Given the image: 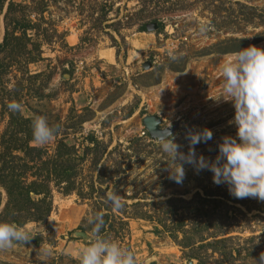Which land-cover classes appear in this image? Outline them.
Masks as SVG:
<instances>
[{"label": "rangeland", "instance_id": "obj_1", "mask_svg": "<svg viewBox=\"0 0 264 264\" xmlns=\"http://www.w3.org/2000/svg\"><path fill=\"white\" fill-rule=\"evenodd\" d=\"M106 1L112 10L103 17L99 8ZM140 1L62 0L58 5L50 4L46 15L65 37L55 36L51 44H44V60L29 65L31 74H51L44 90L49 96L42 100L24 97L22 113L31 116L38 109L50 122L59 117L61 133L80 151L88 145L90 135L109 144L108 150L119 143L125 150L133 138L141 137L143 140L135 144L140 154L124 164L131 165L125 190L137 195L128 203L145 195L147 201L172 196L190 199L204 189L229 194L226 184L213 182V173L207 169L197 172L190 164H184L182 183L170 180L168 169L175 165L158 141L148 135L143 120L147 115L159 116L161 128L171 129L179 151L185 154L189 151L186 134L210 129L212 139L195 145L194 150L197 156L214 160L222 137H234L237 131L229 123L235 113L232 102L219 98L223 86L220 66L236 52L221 53L214 45H233L229 40L245 38L251 43L259 40L249 46L264 48V0H149L152 15L147 22L158 23L154 31L138 29L143 20L136 16L142 7ZM130 17L134 19L128 20ZM96 21L101 25L95 26ZM201 23L207 27L203 34L199 32ZM3 26L4 14L0 16V38L4 37ZM104 51L112 53L113 61L103 55ZM169 51L176 55L175 60ZM16 75L14 69L8 73L9 88ZM34 80L38 86L46 78ZM76 113L88 120L73 126ZM8 119L0 105V133ZM63 134L46 145L31 144L53 153ZM0 193L1 212L7 201L1 186ZM230 203L239 208L235 210L233 234L244 239L256 237L240 241L252 248L255 256L241 257L235 264H256L264 252V201L245 198ZM88 210V204L76 194L55 190L49 223L30 222L23 227L32 239L41 235L43 240L0 250V264H79L81 250L91 242V235L83 236L78 229ZM130 227L138 264H191L168 234L155 232L154 223L132 219Z\"/></svg>", "mask_w": 264, "mask_h": 264}, {"label": "trees", "instance_id": "obj_2", "mask_svg": "<svg viewBox=\"0 0 264 264\" xmlns=\"http://www.w3.org/2000/svg\"><path fill=\"white\" fill-rule=\"evenodd\" d=\"M62 0H0V16L4 14L5 33L0 43V105L2 112L8 114V123L0 133V186L7 194V201L0 212V221L14 222L24 227L30 222L48 224L54 208V191L64 195L76 194L78 199L87 203L89 210L83 218L79 230L91 233L86 217L95 212L104 213V226L100 235L117 242L131 250L132 219H144L154 223L156 233H166L181 247L183 257L196 264H235L241 257H252L255 253L240 241H254L255 236L242 238L234 235L235 210L231 204L236 199L230 194L218 193L213 189L197 191L190 199L172 196L158 201H147V195L137 201L136 193L129 195L125 188L129 173L124 164L139 153L135 145L143 140L135 137L126 149L119 143L111 150L109 144L95 136H89L88 145L80 149L69 144L65 134L61 133L62 121L59 117L50 122L39 110L31 116L21 112L13 113L7 108L10 102L22 105L24 97L42 100L51 74L40 72L31 74L30 64L44 60L43 45L51 44L53 38L65 37L50 17V4L58 5ZM142 7L136 12L143 20L139 31H147L150 15L149 0L140 1ZM107 1L99 8L103 17L112 10ZM133 17L128 20H133ZM96 21L95 26H100ZM129 21H127V24ZM118 24H122L119 21ZM118 30V29H117ZM1 35V29H0ZM261 40V39H260ZM259 40L253 41L256 43ZM233 45L215 47L221 53L238 52L252 43L245 38L229 40ZM226 44V43H225ZM16 70L18 75L12 88L8 87V73ZM46 78L36 86L33 79ZM44 117L50 126L57 129V135L63 134L53 153L45 147L32 145L31 122L35 117ZM77 121L72 125H82L88 118L76 113ZM150 136V134L148 133ZM151 137V136H150ZM105 159V160H103ZM113 192L122 198L124 207L113 211L106 202V193ZM1 194V193H0ZM1 205V200H0ZM74 232V231H73ZM43 236L38 235L30 242L39 243ZM135 254V253H134ZM137 262V259H136ZM138 264V263H137Z\"/></svg>", "mask_w": 264, "mask_h": 264}, {"label": "clouds", "instance_id": "obj_3", "mask_svg": "<svg viewBox=\"0 0 264 264\" xmlns=\"http://www.w3.org/2000/svg\"><path fill=\"white\" fill-rule=\"evenodd\" d=\"M206 25H199L201 34ZM173 60L176 55L169 51ZM223 86L219 98L232 102L234 118L229 123L236 126V135L224 136L218 144L214 160L197 156L194 146L212 139L210 129L189 131L185 139L189 143L187 154L179 151L175 136L163 128L154 136L161 151L174 163L169 166V179L177 184L183 182L184 164L195 167L197 172L207 169L213 173V182L226 184L231 196L236 199L255 198L264 201V48L249 46L233 53L220 66ZM218 98V99H219ZM10 112L22 111V105L13 101L7 105ZM32 142L37 145L50 143L57 135V129L50 126L44 117H35L31 122ZM106 202L113 211L124 207L122 198L106 193ZM104 213L95 212L86 217L91 226V242L81 250L79 264H137L135 254L117 242L100 235L104 226ZM32 238L23 227L14 222L0 221V250H7L14 244H26ZM256 264H264V252Z\"/></svg>", "mask_w": 264, "mask_h": 264}, {"label": "water", "instance_id": "obj_4", "mask_svg": "<svg viewBox=\"0 0 264 264\" xmlns=\"http://www.w3.org/2000/svg\"><path fill=\"white\" fill-rule=\"evenodd\" d=\"M146 27H147V31H154L157 29L158 23L157 22L148 23ZM3 34H4V26H3ZM2 38L3 36L0 39ZM143 121L152 138H154V136L163 129L161 128V119L157 115H147L144 117ZM168 130L171 131V129ZM79 234L83 236H87V232L84 231H80ZM190 263L193 264L194 260H191ZM148 264H156V263L152 261L149 262Z\"/></svg>", "mask_w": 264, "mask_h": 264}, {"label": "bare ground", "instance_id": "obj_5", "mask_svg": "<svg viewBox=\"0 0 264 264\" xmlns=\"http://www.w3.org/2000/svg\"><path fill=\"white\" fill-rule=\"evenodd\" d=\"M103 55L109 60V61H113V55L110 52H103Z\"/></svg>", "mask_w": 264, "mask_h": 264}]
</instances>
